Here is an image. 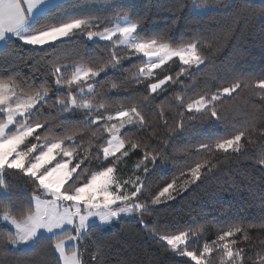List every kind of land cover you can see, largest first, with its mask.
Returning <instances> with one entry per match:
<instances>
[{"label":"trees","instance_id":"trees-1","mask_svg":"<svg viewBox=\"0 0 264 264\" xmlns=\"http://www.w3.org/2000/svg\"><path fill=\"white\" fill-rule=\"evenodd\" d=\"M261 5L262 0H67L41 21V26H46L73 18L92 19L103 23L99 31L111 28L115 17L127 15L138 24V40L156 39L174 49L197 44V55L204 61L199 69L174 61L157 69L151 78H141L139 73L146 65L144 59L132 57L112 42H90L86 33L57 42L52 48L34 50L12 44L7 50L0 49V81L14 84L22 97L46 90L51 98L43 106L37 105L38 122L44 125L36 133L39 141L63 139V147L72 150L74 146L76 162L85 159L81 167L87 166V171L74 187L91 172L109 166L99 155L108 136L103 122L86 125L82 110H60L58 99L67 88L55 86L52 69L59 66L64 77L71 78L78 67L111 65L113 54L119 63L95 78L99 83L94 94L85 96L97 108L93 115L114 116L136 107L144 116V127L126 129L121 138L126 149L133 143L140 145L130 150L131 163L144 158L146 152L156 157L154 163L149 160L143 194L151 197L175 180L176 199L146 212L147 227L123 219L108 231L90 229L88 237L79 242L84 264H195L156 238L181 231L192 233L187 250L198 256L205 243L213 246L215 242L212 253L205 257L206 264H230L220 245L232 240L236 241L234 251L243 249L242 264H258L259 256L264 255V164L260 163L264 160V93L256 87L264 80ZM109 19L111 24L104 23ZM168 75L175 82L165 85L166 90L158 94L148 91L149 83ZM235 83L247 86L217 102L219 120L207 112L186 110L188 103ZM72 90L79 95L77 88ZM238 131L250 133L241 140L240 152L215 148L218 141L230 139ZM67 137H72L73 145ZM200 144H208L211 151H198ZM196 163L208 167L202 169L201 180L192 183L187 174ZM5 180L12 201L9 209L22 220L17 208L26 211L29 197L35 194L33 181L20 170H9ZM4 196L0 191V215L5 210ZM236 227L243 231L226 241L218 240L219 235ZM10 233L13 231L0 222V264H58L54 238L42 237L30 250L13 251L4 242Z\"/></svg>","mask_w":264,"mask_h":264},{"label":"snow or ice","instance_id":"snow-or-ice-1","mask_svg":"<svg viewBox=\"0 0 264 264\" xmlns=\"http://www.w3.org/2000/svg\"><path fill=\"white\" fill-rule=\"evenodd\" d=\"M64 6V0H0V43L5 50L12 44L30 46L35 49H44L45 46L55 47L57 42L63 43L66 39L75 37L78 33L85 34L88 40H98L112 42L113 45L126 46L134 53H139L149 60L146 67L139 69L141 78L151 76L155 69L161 68L173 57H178L183 66L189 69L193 65L197 68L204 61L197 55L196 43H189L186 47L173 49L167 44L158 43L156 39L138 40V24L124 15L117 16L118 22L114 27H105L99 31H92L91 26L97 21L85 18H73L62 22L48 23L41 26L44 20L53 9H60ZM264 7V0H262ZM194 5V10H196ZM104 23L111 24L112 19ZM116 37V40L113 38ZM119 59L113 54L111 65L105 64L98 68L78 67L74 69L71 78H65L59 66H53L52 74L54 83L58 89L67 88L63 98L58 99V105L63 112H75L82 110L85 116L86 125L97 124L103 119L104 132L109 136L107 146L103 147L99 155L109 166L101 171H96L85 179L82 184L75 186L80 181L81 176L87 171V166L81 167L84 160H79L70 167L73 159L74 146L72 150L63 147L64 140L45 143L39 147L36 143L28 146L25 142L28 137H32L38 129L44 125L38 122L39 108L48 103L51 98L48 92L37 91L34 95L21 96L20 90L14 84L9 85L0 81V114H5L3 122H0V191L5 193L3 200L4 211L2 220L14 226V232L5 237L4 242L12 246L33 244L37 245L44 233L50 234L55 243L52 245L59 254L58 264H83L77 242L85 240L90 229L100 227L103 224L111 223L114 219L122 215H132L136 212L144 213L150 211V206L138 200L144 181L139 177L135 181H121L115 175L118 163L117 153L127 156L129 150L140 147L139 144H130L126 149L125 141L120 136V130L127 125H137L144 127V116L136 107L129 110H120L115 117L109 115H93L97 111L94 104L86 99L95 92V78L106 72L109 67L115 68ZM185 69L181 68V74ZM91 81V82H90ZM175 82L173 76L168 75L164 79L148 84L147 89L153 94H158L166 90L165 85ZM87 84V87H81ZM241 83H235L230 87H224L211 96H202L199 100L188 103L186 110L204 114L207 112L211 118L219 120L216 104L223 102V96H231L237 89L245 87ZM78 89V93L73 88ZM264 93V80H260L256 85ZM264 99V97H262ZM103 108V105H100ZM35 110V111H34ZM181 117L183 113L180 114ZM116 119L119 123H108ZM250 135L246 131H238L230 139L218 141L215 148L228 152H240L241 140ZM35 139L39 141L37 134ZM72 142V137H67ZM25 147L22 148L21 146ZM59 150V151H57ZM211 151L208 144H200L198 151ZM57 155L60 159L57 160ZM87 158V157H86ZM111 158V159H110ZM154 163L156 157L149 153L144 154V161L150 160ZM55 161V163H53ZM91 163V159H89ZM260 163L264 164V160ZM207 164L196 163L189 169L188 176L192 183L200 181L202 169L207 168ZM9 170H20L25 176L33 181L35 194L29 197L26 211L17 208L23 217L18 220L9 209L11 196L8 195L10 189L5 180V175ZM79 170V172H78ZM145 166L143 172L148 173ZM75 174V176H74ZM181 175H185L182 173ZM188 181H185L187 183ZM175 180L169 183L163 190L159 191L152 200V204H157L162 197H171L169 191L173 189ZM130 186V190H129ZM98 218L99 223L93 224L92 219ZM147 227V225H145ZM243 229L236 227L219 235V241H226V238L242 232ZM75 233V234H73ZM153 235H155L153 233ZM192 233L181 231L178 235H162L156 237L164 242L173 252L181 257H188L195 264H206L205 257L212 253L213 246L205 243L200 256L195 251H188V240ZM248 237L245 235L244 239ZM235 240L220 245L230 264H242L245 258L243 249L233 250ZM67 246H70V250ZM95 259V257H93ZM258 264H264V255L259 256Z\"/></svg>","mask_w":264,"mask_h":264},{"label":"rangeland","instance_id":"rangeland-1","mask_svg":"<svg viewBox=\"0 0 264 264\" xmlns=\"http://www.w3.org/2000/svg\"><path fill=\"white\" fill-rule=\"evenodd\" d=\"M117 22H118V21L116 20L115 23H114V25H113L112 27H114L115 24H116ZM101 24H103V23H98V22H97V23L93 24V25L91 26V29H90V30H92V31H97V30L101 27ZM112 27H111V28H112ZM78 34H79V33H78ZM113 40H116V37H114ZM89 41H90V42H102V43H108V42H106V41H98V40H89ZM119 46H120V45H119ZM121 47L125 48V49L129 52V54H130L132 57H134V58H142V59H144V60L146 61V65H145L144 67H146L147 64L149 63V60H148L146 57H143L141 54H139V53H134L131 49L127 48L126 46H121ZM182 48H183V47H182ZM173 49H174V48H173ZM176 49H179V48H176ZM174 61H175V62H178L179 64H181V62L179 61V58H178V57H173V59L170 60V61H168L166 64L171 63V62H174ZM164 65H165V64H164ZM164 65H163V66H164ZM181 65H182V64H181ZM202 65H203V64H200L198 68H197L195 65H193V66L191 67V69H193V70H197V69H199ZM185 67L188 68V66H185ZM188 69H189V68H188ZM156 70H157V69H155V70L153 71V73H154ZM152 76H153V74H152L151 76H147V77H148V78H151ZM0 117L3 118V120H4V118H5V114H0ZM113 117H115V115H114ZM3 120L0 121V122H3ZM101 122H103V124L105 123L104 120L100 121V123H101ZM108 123H110V124H111V123H117V124H118L119 122H118L116 119H113L112 121H110V122H108ZM134 127H138V126H137V125H127V124H125V126H124L123 128H121V130H120V136H121V134L123 133L124 130L129 129V128H134ZM39 130H40V129H38L37 132H38ZM37 132H36V133H37ZM36 133H34L32 137H28V138H27V140H26L25 143H26L28 146H30L31 143H36V144L38 145V150H39V147H40L41 145H43V144H45V143H50V142H52V141H45V142H44V141H37V140L35 139ZM104 133L108 136V134H107L106 132H104ZM108 139H109V136H108ZM68 143L71 144V145L74 144V142H68ZM63 146H64V145H63ZM106 146H107V145H106ZM21 147L24 148L25 146L22 145ZM125 147H126V145H125ZM69 150H70V149H69ZM57 151H59V150H57ZM229 151H231V150H229ZM130 154H131L130 150L128 151V155H127V156H121L120 153H117L118 163L115 165V167H116V173H115V175H116L117 177H119V179H120L121 181H129V180H131V181H135L137 177H139L141 180L144 181V179H145V177H146V175H147L148 173L145 174V173L143 172V168H144L145 166H146V167L149 166L150 161H149V160H148V161H144V158H142L141 160H136V161H134L133 163H131V162H130L131 160H130V158H129ZM77 157H78V156H77V153H76V152H73V159H72V161H71L70 167L73 166L75 163H77V162H76V158H77ZM60 158H61L60 155H57V160H59ZM110 159H111V158H110ZM80 160H85V159H80ZM150 160H151V159H150ZM102 162H106V161L102 160ZM53 163H55V161H54ZM99 164H101V163H99ZM81 166H82V165H81ZM148 170H149V168H148ZM78 172H79V170H78ZM94 172H96V171L91 172L87 178H89L90 175H91L92 173H94ZM148 172H149V171H148ZM74 176H75V174H74ZM173 188H174V187H173ZM129 190H130V186H129ZM162 190H163V189H162ZM160 191H161V190H160ZM169 191L172 193V196L169 197V196H167V194H166V196H165V197H162L161 200H160L157 204H155V205L152 204V200L154 199L155 195H157V194L159 193V191H158L157 193H155L154 195H152L151 197H146V196L143 194V191L141 190V194L138 196V200H139V201H142V202H144V203H146V204H148V205L150 206V209H153V208H156V207H159V206H163V205H167V204H170V203L174 202V200L176 199V193H175V190H174V189H170ZM2 215H3V214H1L0 217H2ZM123 219L137 221V222L141 223L143 226L149 224V217L147 216L146 212H144V213H142V214L139 213V212H136V213H134V214H132V215H122L120 218H118V219H114L111 223L103 224V225H101L99 228H100L101 230H104V231L111 230L112 228H114V227L117 226V224H118V222H119L120 220H123ZM0 222L2 223V225H3L4 227H6V228H8V229H10L11 231L14 232V226H12L10 223L3 221L2 218H0ZM92 223H93V224H98V223H99L98 218H93V219H92ZM73 234H75V233H73ZM43 237H45V238H51L50 234H47V233H44V236H43ZM79 242H80V241H79ZM79 242H77L78 247H79ZM34 246H35V245H33V244L30 243V244H27V245H19V246H12V245H9V248L12 249L13 251H18V250L27 251V250L32 249ZM67 247H68L69 250H70V246H67ZM55 252H56V251H55ZM56 254H57L58 259H59V254H58L57 252H56ZM82 260H83V259H82ZM193 262H194V261H193ZM194 263H195V262H194ZM61 264H62V262H61ZM83 264H84V263H83Z\"/></svg>","mask_w":264,"mask_h":264},{"label":"crops","instance_id":"crops-1","mask_svg":"<svg viewBox=\"0 0 264 264\" xmlns=\"http://www.w3.org/2000/svg\"><path fill=\"white\" fill-rule=\"evenodd\" d=\"M67 1V0H64V2ZM53 2H55V0H53ZM67 40V39H66ZM4 45L2 43H0V49L3 48Z\"/></svg>","mask_w":264,"mask_h":264}]
</instances>
